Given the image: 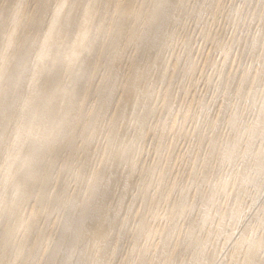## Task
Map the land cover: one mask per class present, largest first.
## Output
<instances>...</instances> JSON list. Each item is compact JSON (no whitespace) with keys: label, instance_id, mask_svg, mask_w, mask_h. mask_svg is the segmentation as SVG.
Returning <instances> with one entry per match:
<instances>
[{"label":"bare ground","instance_id":"obj_1","mask_svg":"<svg viewBox=\"0 0 264 264\" xmlns=\"http://www.w3.org/2000/svg\"><path fill=\"white\" fill-rule=\"evenodd\" d=\"M232 1L0 0V264H264V21Z\"/></svg>","mask_w":264,"mask_h":264},{"label":"rangeland","instance_id":"obj_2","mask_svg":"<svg viewBox=\"0 0 264 264\" xmlns=\"http://www.w3.org/2000/svg\"><path fill=\"white\" fill-rule=\"evenodd\" d=\"M225 1H227L228 4H230V2H231L232 0H229V1H228V0H225ZM252 1H253V0H252ZM252 1H250V0L247 1V3H248V4H247V8L250 6L249 4H252V3H253ZM254 1H255V0H254ZM232 2H233V3H239L240 0H239V2H238L237 0H235V1L233 0ZM250 2H251V3H250ZM202 15L204 16V13H203ZM260 17H261V16H260ZM220 19H222V17H220L219 20H220ZM223 20H224V21H223ZM243 20H244V19H242V21H243ZM205 21H206V19H205ZM242 21L239 22V24H238V25H239L238 29H239L240 31H242L243 34H244V32H243L244 29H245V33H247L248 31H250L251 29H252V30H251L250 32H253V31L255 30V27H258V28H259V25H260L259 20H258L257 22H252L251 25L249 24V30H248V22H247V19L244 20L245 23L242 22ZM220 22H222V23H220ZM246 22H247V24H246ZM190 23H191V22H190ZM191 24H192V23H191ZM219 24H221V25H219ZM219 24H218L219 26L217 25V26L219 27V28H218L219 31H220V29H222V28H223V30H226V28H227V29H228V28L232 29V28L230 27L229 23H228V22L226 23V20H225L224 18H223L222 20L219 21ZM242 24H246V25L244 26V25H242ZM258 24H259V25H258ZM217 26H216V27H217ZM199 27H200V26H199ZM244 27H245V28H244ZM193 28H194V26H193ZM258 28H257V29H258ZM216 29H217V28H216ZM241 29H242V30H241ZM192 30H193V29H192ZM192 30H191V33H193ZM195 30H196V29H194V31H195ZM246 31H247V32H246ZM197 32H198V31H197ZM195 33H196V31H195ZM196 35H198V33H196ZM196 35H195V38L198 37V41H199L198 43H201V41H200V39H199V36H196ZM221 40H222V39H221ZM221 40H220V41H221ZM207 45H208L209 47H208V48L206 47L205 50H207V49L209 50V48H210V49H211V52H209V51H206V52H209V53H211V55H214L215 52H214L213 48H211V44H207ZM198 46H199V45H198ZM198 46H197V47H198ZM197 47H196V49H195V47H192V50H193V48H194V53H195V55L193 54V56L197 57V60H198V62H199V61H200V58H199V57H201V52H200L201 50L198 48L200 51H197V50H198ZM199 47H200V46H199ZM212 50H213V51H212ZM177 51H179L178 48H177L176 52H177ZM197 52H198V54H197V56H196V53H197ZM213 53H214V54H213ZM181 54H182V53H181ZM247 54H248V53H247ZM199 55H200V56H199ZM195 57H194V59H195ZM182 58L185 59L184 56H183ZM243 58H245V57H243ZM182 61H183V60H182ZM184 61H185V60H184ZM101 69H102V68H101ZM101 71H102V70H101ZM179 79H180V80H179ZM178 80H179V81H178ZM174 81L176 82V85H174V84H175ZM181 81H183V78H178V77H176V79H175V77H174V78H173V82H172L173 85H171V87H170L171 90H170V91H173V89H174V90H176V93H177V89L180 88V87L182 86L181 84H182L183 82H181ZM179 82H180V83H179ZM178 83H179V84H178ZM177 84H178V85H177ZM159 87H161V86H159ZM159 87H158L157 89H159ZM182 97H183V95H182ZM182 97H181V99H179V101H181V102L183 101ZM179 101H178V102H179ZM181 102H179V105H180ZM178 107H179V106H178ZM105 123H106V122H105ZM105 123H104V125H105ZM120 126H121V123L119 124V127H120ZM116 127H118V126H116V123H115L113 126H111L110 131L114 130ZM100 137H101V135H99L97 139L100 140ZM98 140H97V141H98ZM102 140H103V139H102ZM149 140H150V139H149ZM181 142H182V143H180V145H183V140H182ZM148 148H149V146L147 147V149H148ZM176 149H177V148H176ZM174 151H175V150H174ZM58 225H59V224H58ZM55 232H56V230H55ZM54 237H55V234H53V238H54ZM78 247H81V245H79ZM83 248H84V247H83ZM83 248H82V249H83ZM77 252H78V251H76L75 254H76ZM75 254H74V255H75ZM80 264H87V262H86V261H81Z\"/></svg>","mask_w":264,"mask_h":264},{"label":"snow or ice","instance_id":"obj_3","mask_svg":"<svg viewBox=\"0 0 264 264\" xmlns=\"http://www.w3.org/2000/svg\"><path fill=\"white\" fill-rule=\"evenodd\" d=\"M242 7H243L242 3L237 5V6H235L232 9V13L235 14V15H239L240 10H241ZM260 15H261L262 21H264V0H260ZM262 83H264V81H262ZM16 255H17L16 260L9 259V260L6 261V264H21L20 255H22V253H17ZM132 264H135V262H132Z\"/></svg>","mask_w":264,"mask_h":264}]
</instances>
